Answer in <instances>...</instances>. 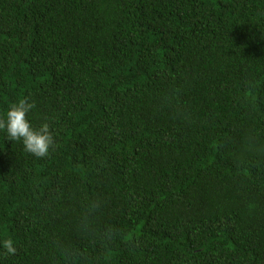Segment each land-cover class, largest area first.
Returning a JSON list of instances; mask_svg holds the SVG:
<instances>
[{"label": "trees", "instance_id": "trees-1", "mask_svg": "<svg viewBox=\"0 0 264 264\" xmlns=\"http://www.w3.org/2000/svg\"><path fill=\"white\" fill-rule=\"evenodd\" d=\"M0 264H264V0H0Z\"/></svg>", "mask_w": 264, "mask_h": 264}, {"label": "clouds", "instance_id": "clouds-1", "mask_svg": "<svg viewBox=\"0 0 264 264\" xmlns=\"http://www.w3.org/2000/svg\"><path fill=\"white\" fill-rule=\"evenodd\" d=\"M35 108V102L29 97H22L13 102L0 115V133L6 139L17 141L26 153L42 158L54 147V135L48 119H42L34 125L28 114ZM0 249L11 255L16 252L14 240L10 237L0 238Z\"/></svg>", "mask_w": 264, "mask_h": 264}]
</instances>
